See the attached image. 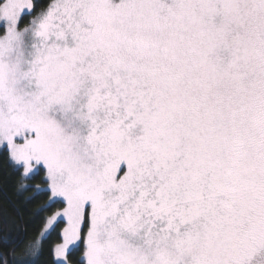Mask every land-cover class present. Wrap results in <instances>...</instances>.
Instances as JSON below:
<instances>
[{
	"label": "snow or ice",
	"instance_id": "1",
	"mask_svg": "<svg viewBox=\"0 0 264 264\" xmlns=\"http://www.w3.org/2000/svg\"><path fill=\"white\" fill-rule=\"evenodd\" d=\"M0 149L61 206L0 264H264V0H0Z\"/></svg>",
	"mask_w": 264,
	"mask_h": 264
},
{
	"label": "trees",
	"instance_id": "2",
	"mask_svg": "<svg viewBox=\"0 0 264 264\" xmlns=\"http://www.w3.org/2000/svg\"><path fill=\"white\" fill-rule=\"evenodd\" d=\"M29 17L24 19L23 23L27 22ZM43 176L44 173L40 172L34 179L25 180L22 177L21 169L20 174H13L8 167L7 153L0 149V256L5 261L9 259L10 254L19 257L34 252L35 241L47 216H50L52 211H56L61 207L57 205L52 211L43 213L39 221L33 223L34 214L48 203L47 196L31 199L37 186L45 187L42 184ZM64 226L65 223H58L55 230L51 232L50 238L44 242L38 264H51L53 259L52 249L55 244L62 242L61 233ZM9 233H19L22 239L19 247L14 251L3 240V237ZM82 253V246L79 247V250H73L69 254L71 263L79 264Z\"/></svg>",
	"mask_w": 264,
	"mask_h": 264
},
{
	"label": "rangeland",
	"instance_id": "3",
	"mask_svg": "<svg viewBox=\"0 0 264 264\" xmlns=\"http://www.w3.org/2000/svg\"><path fill=\"white\" fill-rule=\"evenodd\" d=\"M30 19H31V17H29V19H28V21L27 22H25V23H23L24 25H27L28 23H29V21H30ZM39 167V166H38ZM21 170L23 171V169L21 168ZM65 223V226H66V222H64ZM58 225V224H57ZM57 225H54V229L56 228V226ZM64 226V227H65ZM86 231H87V229H86V227H84L83 229H82V236L83 235H86ZM78 244H79V247H83L84 248V246H83V244L81 243V242H77ZM76 248V246L75 245H73V246H70V253L73 251V249H75ZM69 253V254H70ZM82 256H83V253H82V255H81V259H82ZM70 260V259H69ZM71 262V261H70ZM72 264V263H71Z\"/></svg>",
	"mask_w": 264,
	"mask_h": 264
}]
</instances>
